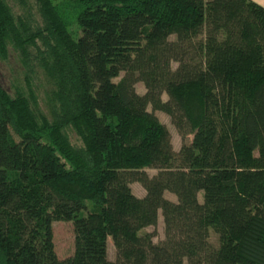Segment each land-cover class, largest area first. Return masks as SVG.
I'll return each instance as SVG.
<instances>
[{
    "label": "trees",
    "instance_id": "16d2710c",
    "mask_svg": "<svg viewBox=\"0 0 264 264\" xmlns=\"http://www.w3.org/2000/svg\"><path fill=\"white\" fill-rule=\"evenodd\" d=\"M9 50L23 78L0 84V264H264L263 6L0 0ZM153 111L189 141L174 150ZM53 221L72 225L62 259Z\"/></svg>",
    "mask_w": 264,
    "mask_h": 264
},
{
    "label": "rangeland",
    "instance_id": "374dc122",
    "mask_svg": "<svg viewBox=\"0 0 264 264\" xmlns=\"http://www.w3.org/2000/svg\"><path fill=\"white\" fill-rule=\"evenodd\" d=\"M71 30H75L73 33L74 36L78 35L79 29L74 27L70 28ZM171 66L174 67L175 63H171ZM22 75L23 68L20 65V62L16 55L12 51H8L5 58H0V84L3 88L9 90L13 85L22 84ZM134 89L137 93L141 94L144 91L143 85L140 82L135 83ZM162 99H165V95H161ZM147 110H150V107L147 106ZM153 113L157 116V118L166 126L169 134H170V142L172 148L177 150L181 144V142H188L190 139V135L185 137L183 140L180 139L174 127L169 122L168 117L160 111H153ZM146 173L148 175H152L156 172L155 169L146 168ZM131 192L137 196L141 197L144 194V190L137 182H131L129 184ZM163 196L171 201H175V197L167 192H163ZM200 199V196H199ZM146 231L152 233V241L154 243L158 242L163 238V226L161 221L160 213L158 212L156 221L153 225L145 227ZM51 231H52V243L53 249L57 256V258L62 259L67 257L72 252V243H73V232L72 225L69 221H53L51 223ZM209 240L214 242V235H210ZM106 252L107 259H114V248L112 246L110 238H107L106 242Z\"/></svg>",
    "mask_w": 264,
    "mask_h": 264
},
{
    "label": "crops",
    "instance_id": "0c3cea01",
    "mask_svg": "<svg viewBox=\"0 0 264 264\" xmlns=\"http://www.w3.org/2000/svg\"><path fill=\"white\" fill-rule=\"evenodd\" d=\"M253 1L264 7V0H253Z\"/></svg>",
    "mask_w": 264,
    "mask_h": 264
}]
</instances>
